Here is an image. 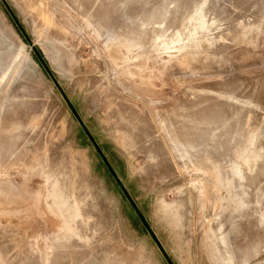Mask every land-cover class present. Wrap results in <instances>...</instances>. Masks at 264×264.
<instances>
[{"label": "rangeland", "instance_id": "1", "mask_svg": "<svg viewBox=\"0 0 264 264\" xmlns=\"http://www.w3.org/2000/svg\"><path fill=\"white\" fill-rule=\"evenodd\" d=\"M0 264H264V0H0Z\"/></svg>", "mask_w": 264, "mask_h": 264}, {"label": "trees", "instance_id": "2", "mask_svg": "<svg viewBox=\"0 0 264 264\" xmlns=\"http://www.w3.org/2000/svg\"><path fill=\"white\" fill-rule=\"evenodd\" d=\"M35 55H36L38 61H39L42 65H44V63L42 62V57L40 56V54H39L38 52H35ZM43 67H44V66H43Z\"/></svg>", "mask_w": 264, "mask_h": 264}, {"label": "water", "instance_id": "3", "mask_svg": "<svg viewBox=\"0 0 264 264\" xmlns=\"http://www.w3.org/2000/svg\"><path fill=\"white\" fill-rule=\"evenodd\" d=\"M17 26L20 28V26L17 24Z\"/></svg>", "mask_w": 264, "mask_h": 264}]
</instances>
